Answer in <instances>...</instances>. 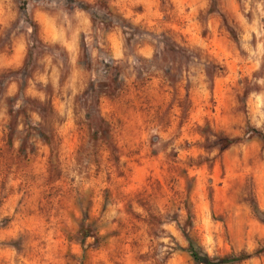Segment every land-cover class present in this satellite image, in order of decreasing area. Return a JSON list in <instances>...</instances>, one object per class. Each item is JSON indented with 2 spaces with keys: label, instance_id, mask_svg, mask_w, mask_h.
<instances>
[{
  "label": "rangeland",
  "instance_id": "obj_1",
  "mask_svg": "<svg viewBox=\"0 0 264 264\" xmlns=\"http://www.w3.org/2000/svg\"><path fill=\"white\" fill-rule=\"evenodd\" d=\"M261 135L264 0H0V264H264Z\"/></svg>",
  "mask_w": 264,
  "mask_h": 264
},
{
  "label": "trees",
  "instance_id": "obj_2",
  "mask_svg": "<svg viewBox=\"0 0 264 264\" xmlns=\"http://www.w3.org/2000/svg\"><path fill=\"white\" fill-rule=\"evenodd\" d=\"M261 138L264 137H262L261 135ZM234 143L235 141L233 140L220 138V145L222 146V149H226ZM188 242H189L190 257L194 260L196 264H234L247 260L251 257L248 255H240V256H228L220 259H211L207 255L201 253L198 249H196L189 239Z\"/></svg>",
  "mask_w": 264,
  "mask_h": 264
}]
</instances>
